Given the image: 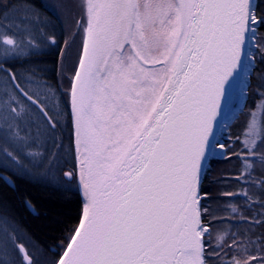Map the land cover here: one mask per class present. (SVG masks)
<instances>
[{
	"label": "snow or ice",
	"instance_id": "obj_1",
	"mask_svg": "<svg viewBox=\"0 0 264 264\" xmlns=\"http://www.w3.org/2000/svg\"><path fill=\"white\" fill-rule=\"evenodd\" d=\"M80 8L68 102L79 166L65 175L78 181L84 206L56 264H218L224 249L226 264H264L244 245L235 252L200 190L205 167L230 154L220 134L237 94L246 101L252 70L264 65V9L257 0H80ZM9 58L19 59L0 52ZM11 69H0V103L20 120L9 82L31 97ZM256 94L264 126V74ZM41 115L55 131L59 121ZM253 122L250 113L246 127ZM24 152L29 162L42 158L35 141ZM0 154V167L23 168L15 149L0 146ZM8 228L0 218L5 246L16 243Z\"/></svg>",
	"mask_w": 264,
	"mask_h": 264
},
{
	"label": "trees",
	"instance_id": "obj_2",
	"mask_svg": "<svg viewBox=\"0 0 264 264\" xmlns=\"http://www.w3.org/2000/svg\"><path fill=\"white\" fill-rule=\"evenodd\" d=\"M257 4V11L264 9V0H257ZM0 13V21L10 17L20 25L29 20L34 26L33 50L19 59H9L7 64L0 62V69L12 65L17 86L25 97H31L29 101L20 96L9 82V93L20 105L18 111H13L21 119L11 117V127L0 124V146L15 149L23 168L11 163L7 170L0 167V174L14 184L12 188L0 177V218L8 221V229L34 264H56L81 223L84 206L78 181L65 175L77 170L68 116L73 78L65 77L63 71L70 43L65 25L44 0H0ZM53 37L55 44L51 43ZM262 74L264 65L257 64L244 111L230 127V154L213 160L201 187V192L207 193L201 202L216 214L217 227L235 237L231 247L240 253L244 249L238 245H244L255 252V259L264 256V207L260 206L264 203V126L260 111L254 108L259 103L256 85L261 83ZM5 80L7 77L0 71V81ZM41 111L50 120L59 121L55 131L48 128ZM250 113L254 114V122L246 127ZM251 129H255L252 139L248 138ZM13 136L25 141V145L13 144ZM33 141L39 145L37 155L42 158L29 162L24 148ZM228 254L224 249L218 264H226Z\"/></svg>",
	"mask_w": 264,
	"mask_h": 264
},
{
	"label": "rangeland",
	"instance_id": "obj_3",
	"mask_svg": "<svg viewBox=\"0 0 264 264\" xmlns=\"http://www.w3.org/2000/svg\"><path fill=\"white\" fill-rule=\"evenodd\" d=\"M46 6L62 21L65 25L67 32V37L69 40V49L66 54V60L64 61L63 71L65 77H72L76 71L77 62L80 59L81 43L83 39V33H77V26L75 21L81 16L80 0H44ZM1 14V13H0ZM34 26L28 20L24 25H20L16 22V18L11 19L7 17L3 21H0V52L4 49L15 50L16 55L22 56L26 53H29L34 48ZM11 39L13 43L9 45L7 41ZM31 46V47H29ZM9 53V57H11ZM11 59V58H9ZM2 59H0V62ZM253 72V70H252ZM72 86H74L72 79ZM9 92V88L7 89ZM248 98V96H247ZM246 98V99H247ZM240 101V99H239ZM238 101V102H239ZM242 102H239L237 108L232 112L233 118L230 121H227L225 124V133L220 134L221 139L229 140L230 127L231 125L242 115L244 108ZM11 114L5 112V105L0 103V124L4 127H11ZM258 117V116H256ZM255 129L249 131L248 138H254ZM76 160L77 168L79 166V155L78 150H76ZM10 235H12L11 230L8 229ZM13 239L16 241V238L12 235ZM4 234L0 233V261H3L4 264H22V253L20 250V244H13L11 241L5 246L3 244ZM32 259V257L30 256ZM34 261V260H33ZM25 263V259L23 260ZM34 264V262H33ZM38 264V263H37ZM45 264V263H44Z\"/></svg>",
	"mask_w": 264,
	"mask_h": 264
},
{
	"label": "water",
	"instance_id": "obj_4",
	"mask_svg": "<svg viewBox=\"0 0 264 264\" xmlns=\"http://www.w3.org/2000/svg\"><path fill=\"white\" fill-rule=\"evenodd\" d=\"M208 168H209V166H206V167H205V170H204V177H205V175H206V172H207ZM0 177H1V178H2V179H3V180H4V181L10 186V187L14 188V184H13V182L11 181L10 178H8L7 176L2 175V174H0ZM204 177H203V179H202V183H203ZM202 183H201V186H200V190H201V187H202ZM20 250H21L22 256H23L24 259H25V263L27 264V260L29 259V257H28L27 255H25L27 252H26V250H25L23 247H20Z\"/></svg>",
	"mask_w": 264,
	"mask_h": 264
},
{
	"label": "built area",
	"instance_id": "obj_5",
	"mask_svg": "<svg viewBox=\"0 0 264 264\" xmlns=\"http://www.w3.org/2000/svg\"><path fill=\"white\" fill-rule=\"evenodd\" d=\"M239 95L238 96H236V98H235V100H234V102H233V106H232V111H231V113H230V115H229V117H228V119H227V121H230L232 118H233V111L237 108V106L239 105ZM239 101V102H238ZM242 106L244 107V105H245V102H242ZM224 127H225V125H224ZM217 158H220V157H217Z\"/></svg>",
	"mask_w": 264,
	"mask_h": 264
},
{
	"label": "bare ground",
	"instance_id": "obj_6",
	"mask_svg": "<svg viewBox=\"0 0 264 264\" xmlns=\"http://www.w3.org/2000/svg\"><path fill=\"white\" fill-rule=\"evenodd\" d=\"M237 96H238V94H237ZM75 100H76V103L74 106L78 108L79 107V88L77 89ZM78 155H79V152H78Z\"/></svg>",
	"mask_w": 264,
	"mask_h": 264
}]
</instances>
